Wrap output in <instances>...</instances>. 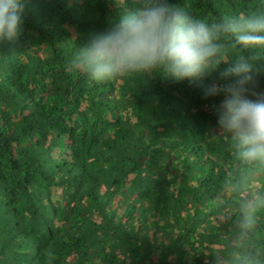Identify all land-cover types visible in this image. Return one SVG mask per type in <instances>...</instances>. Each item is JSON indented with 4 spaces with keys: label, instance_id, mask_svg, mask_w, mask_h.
Segmentation results:
<instances>
[{
    "label": "trees",
    "instance_id": "1",
    "mask_svg": "<svg viewBox=\"0 0 264 264\" xmlns=\"http://www.w3.org/2000/svg\"><path fill=\"white\" fill-rule=\"evenodd\" d=\"M159 2L210 25L264 14V0ZM145 3L27 0L0 44V264H264V163L218 125L215 74L97 82L74 62ZM221 42L225 63L258 57L264 92V50Z\"/></svg>",
    "mask_w": 264,
    "mask_h": 264
},
{
    "label": "clouds",
    "instance_id": "2",
    "mask_svg": "<svg viewBox=\"0 0 264 264\" xmlns=\"http://www.w3.org/2000/svg\"><path fill=\"white\" fill-rule=\"evenodd\" d=\"M26 4L0 0V44L21 36ZM224 36L231 48L264 50V14L240 13L210 25L175 3L146 0L145 6L123 14L110 30L79 47L74 62L97 82L154 72L193 82L215 74L204 94L223 97L213 106L218 125L233 134L245 162L264 163V92L254 91L258 76L253 61L258 57L225 63L229 46L221 42Z\"/></svg>",
    "mask_w": 264,
    "mask_h": 264
}]
</instances>
